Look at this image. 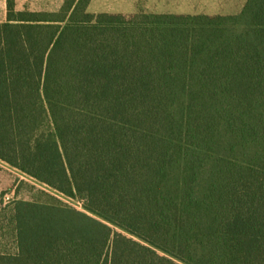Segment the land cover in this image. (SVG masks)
Here are the masks:
<instances>
[{"label":"trees","instance_id":"16d2710c","mask_svg":"<svg viewBox=\"0 0 264 264\" xmlns=\"http://www.w3.org/2000/svg\"><path fill=\"white\" fill-rule=\"evenodd\" d=\"M17 11L0 23V264H264V0L232 15Z\"/></svg>","mask_w":264,"mask_h":264},{"label":"rangeland","instance_id":"374dc122","mask_svg":"<svg viewBox=\"0 0 264 264\" xmlns=\"http://www.w3.org/2000/svg\"><path fill=\"white\" fill-rule=\"evenodd\" d=\"M65 0H15L17 11L58 12ZM247 0H92L89 11L131 16L137 13L175 15H232L239 13ZM0 0V21L3 19ZM55 197L77 210H85L88 200L67 197L23 173L15 163L0 160V252L16 251L14 209L18 201L49 202Z\"/></svg>","mask_w":264,"mask_h":264},{"label":"crops","instance_id":"0c3cea01","mask_svg":"<svg viewBox=\"0 0 264 264\" xmlns=\"http://www.w3.org/2000/svg\"><path fill=\"white\" fill-rule=\"evenodd\" d=\"M3 1V9H4V13H3V19L2 21H0V23H4L8 21V11H7V0H2Z\"/></svg>","mask_w":264,"mask_h":264}]
</instances>
